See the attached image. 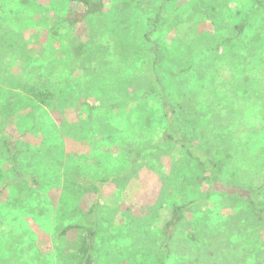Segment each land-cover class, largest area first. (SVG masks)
Wrapping results in <instances>:
<instances>
[{"label":"rangeland","instance_id":"1","mask_svg":"<svg viewBox=\"0 0 264 264\" xmlns=\"http://www.w3.org/2000/svg\"><path fill=\"white\" fill-rule=\"evenodd\" d=\"M121 1H107L103 14L71 32L55 30L73 7L69 0H0V122L4 133L20 140L18 168L29 180L26 185L13 184L0 134L4 175L0 178V264L77 263H59L56 253L64 243L56 236L57 228L83 218L61 213L75 205L66 187L77 170L88 177L117 179V184H107L99 194L100 264H161L163 233L172 206L200 200L209 187L199 178L191 179L188 194L166 200L167 195H175L174 187L182 180L178 165L184 151L179 146L166 144L136 166L126 159L128 143L136 148L154 145L167 129L161 102L143 99L145 86L133 85L135 77L158 75L165 87L173 82L172 86L191 88L198 101L196 111L204 117L198 143L206 149L216 145L219 152L220 138L226 137L246 153L245 158L234 154L224 159L223 184L247 189L264 185V160L247 159L264 152V132L254 131L264 126L261 14L253 17L256 24L246 32L252 44L246 57L234 53L227 43L216 52V44L235 36L234 30L218 38L219 31L214 32L209 22L186 34L178 23L160 24L154 39L166 48L186 41L191 54L170 55L155 73L147 70L145 38L162 0H152V9L145 12ZM195 2L180 0L167 8L168 17L178 18L181 9ZM250 4V0L232 1L227 23L241 24ZM82 44L85 56L77 57L76 47ZM205 68L210 70L204 73ZM51 70L52 94L41 104L26 90L37 75ZM197 70L204 73L203 80ZM174 74L181 76L175 79ZM62 77L66 83L59 87ZM120 77L128 81L120 82ZM129 100L128 107L114 109ZM30 190L32 197L27 196ZM15 200L20 208L12 206ZM212 200L204 208L193 207L192 218L176 229L165 264H264V230L240 221L241 210L230 202ZM75 238V233L70 235L72 242Z\"/></svg>","mask_w":264,"mask_h":264},{"label":"trees","instance_id":"2","mask_svg":"<svg viewBox=\"0 0 264 264\" xmlns=\"http://www.w3.org/2000/svg\"><path fill=\"white\" fill-rule=\"evenodd\" d=\"M72 4V8L68 10L66 15L61 18L55 25V30H68L75 31L79 26L84 23L87 19L93 16L103 14L106 8L107 1L110 0H69ZM112 1V0H111ZM180 0H162V5L155 11L154 18L150 19L149 22V33L146 35L145 41L148 45L145 50V57L147 63V70H155L162 65V63L174 55L178 51H183L184 55H190L191 44L186 41L183 44H174L169 48L161 45L159 41L153 38L156 32L160 30V24L165 23L169 25L177 24L178 29H182L185 34L188 33L193 27L203 22H209L213 27L214 32H218V38L221 36L229 35L230 30L236 31L235 36L230 34L225 40L220 41L221 43L216 44V52L219 53V49L226 43L234 50V53L246 57L251 53L250 49L252 44L250 43L251 38L246 37V32L255 26L256 21L253 17H257L261 14L260 24L264 26V0H250L251 6L245 18L241 24H228L226 14L230 12V3L235 0H196L191 5L184 7L179 12L178 18L168 17L167 8L171 7ZM123 4L128 3L130 6L135 7L139 11H144L149 8L152 9V0H122ZM183 37V36H182ZM258 40V38H253ZM159 42V45L158 43ZM221 45V46H220ZM84 44L76 47L75 55L80 57L85 56ZM243 50L239 53V50ZM87 53V52H86ZM90 53V52H89ZM224 55V54H221ZM87 57V56H86ZM239 57V56H238ZM241 62H245L240 57L237 58ZM246 60V58H245ZM207 64V63H206ZM121 72L123 70L122 65L119 66ZM192 68L188 69L185 74H189ZM210 70L205 68L203 72ZM52 70L47 74H39L33 79L31 86L26 90V94L35 99L41 104L44 102L46 97L52 94V90L49 86L51 81ZM201 70H197V74L200 80H203L204 73ZM176 76V77H175ZM181 76V75H179ZM176 74L173 77L179 78ZM65 77L58 79L59 87H64ZM118 81H128L126 77L124 80L122 77L117 78ZM146 80V81H145ZM136 81V82H135ZM133 85L145 86V92L143 99L154 98L159 100L163 106V111L167 120V129L160 139V141L154 145L146 146L144 148H136L132 143H128L125 148L126 159L132 166L140 165L143 160L155 152L162 150V146L166 144H172L179 146L184 151V157L179 162L178 168L181 170V183L174 187L175 195H167L166 200L170 201L175 199L179 194H188L190 189L189 185L193 183L194 179L197 181L199 178L208 184V191L202 196L200 200L190 202L188 205L174 204L172 207L171 219L167 222L164 228V252L161 260V264H165L166 260L170 257V246L171 241L175 238L176 229L183 224L188 218H192L194 215V208L197 205L200 207H206L207 203L214 201L215 197L221 198L223 203H231L236 208L241 210L243 214L240 217V221L245 222L246 225H252L253 228H262L264 230V185L258 188L247 189L246 187L235 186L232 184H223L221 175L224 171V159L230 160L234 154L246 157V153L240 149L233 140L229 138H220L221 150L217 152L215 150L216 145L211 148H204L198 143L197 133L202 132V125L200 122L204 121L203 115L199 114L200 111H196L197 99L192 94L191 88L178 86L177 84L172 86L171 82L169 87H165L163 81L157 75L153 78L135 77ZM47 85V86H46ZM185 86V85H184ZM131 101L120 102L114 107L116 110H121L130 105ZM181 125V128H180ZM201 130V131H200ZM256 133L264 132V126L256 128ZM3 124L0 122V134L2 136V145L5 151L4 161L11 168L10 179L13 180V184L16 183L26 185L27 181L23 177L22 171L18 168V160L20 154V148L18 141L4 133ZM213 151L218 154L213 155ZM217 156V157H216ZM223 156L221 159L218 157ZM3 159V158H2ZM252 162H259L264 160V152L255 155L252 158H247ZM191 170V172H190ZM189 171V172H188ZM193 172V173H192ZM0 173V178L4 175ZM59 176V173L57 174ZM15 180V181H14ZM116 183L117 179H106L104 176L94 175L88 177L83 175L79 170L74 171L71 179L66 187L67 192L75 200V205L72 210H62L61 213L69 215L70 213L82 215V219L75 225L59 226L57 228V237L64 243L60 244L61 247L56 250L58 262L60 263H71L76 261V264H100L99 254L100 251L97 249L98 239L103 232V220L98 215L99 211V194L101 193L104 186L110 183ZM33 183L37 185L35 180ZM57 186V185H56ZM36 187V186H35ZM14 189V188H11ZM166 190H168L166 188ZM167 192V193H166ZM169 191H165L168 194ZM185 194V195H186ZM34 194L32 190L27 192V196L32 197ZM12 206L17 208L21 207L19 201H13ZM10 211L15 210L9 205L7 206ZM75 233L76 238L72 242L70 235ZM195 234L192 238L195 241ZM66 245L69 246L68 253ZM72 264V263H71Z\"/></svg>","mask_w":264,"mask_h":264}]
</instances>
